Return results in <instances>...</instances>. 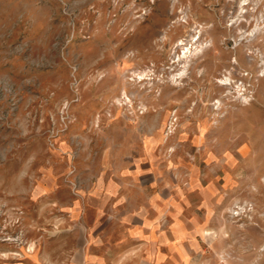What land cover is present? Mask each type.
Here are the masks:
<instances>
[{
	"label": "rangeland",
	"instance_id": "374dc122",
	"mask_svg": "<svg viewBox=\"0 0 264 264\" xmlns=\"http://www.w3.org/2000/svg\"><path fill=\"white\" fill-rule=\"evenodd\" d=\"M130 164L210 213L194 264H264V0H0V264Z\"/></svg>",
	"mask_w": 264,
	"mask_h": 264
},
{
	"label": "crops",
	"instance_id": "0c3cea01",
	"mask_svg": "<svg viewBox=\"0 0 264 264\" xmlns=\"http://www.w3.org/2000/svg\"><path fill=\"white\" fill-rule=\"evenodd\" d=\"M126 167L100 179L84 197L81 211L73 213L81 218L80 240L68 247V256L46 264H194L210 213L188 214L186 206L172 203L164 183L155 193L153 178L136 165ZM205 186L200 206L211 196ZM27 261L43 264L32 256Z\"/></svg>",
	"mask_w": 264,
	"mask_h": 264
},
{
	"label": "bare ground",
	"instance_id": "6f19581e",
	"mask_svg": "<svg viewBox=\"0 0 264 264\" xmlns=\"http://www.w3.org/2000/svg\"><path fill=\"white\" fill-rule=\"evenodd\" d=\"M241 33V32H240ZM244 33V32H243ZM199 46V45H198ZM185 47V46H184ZM201 47H203V46H201ZM198 52V51H197ZM190 54H192V51L190 50V48H188V46H186V48L185 49H183V51H182V55H181V57H184L185 59H187L189 56H190ZM196 54V53H195ZM175 57V56H174ZM180 58V54L178 55V57H177V59H179ZM187 61V60H186ZM188 65V64H187ZM186 69V66L184 65V68H183V70H182V72L181 73H183V71ZM180 74V73H179ZM174 76H176V75H174ZM175 78V77H174ZM177 79V78H176ZM225 80H229V77H225L224 78ZM222 83V82H221Z\"/></svg>",
	"mask_w": 264,
	"mask_h": 264
}]
</instances>
